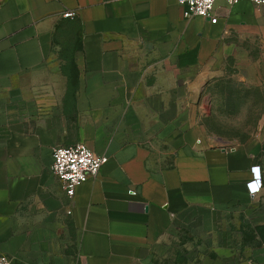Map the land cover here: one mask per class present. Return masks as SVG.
Instances as JSON below:
<instances>
[{
  "label": "crops",
  "instance_id": "1",
  "mask_svg": "<svg viewBox=\"0 0 264 264\" xmlns=\"http://www.w3.org/2000/svg\"><path fill=\"white\" fill-rule=\"evenodd\" d=\"M215 14L188 19L179 0H0V254L148 264L177 227L264 200L261 147L213 140L196 111L212 69L264 54V12L216 0ZM79 142L109 159L70 197L54 149Z\"/></svg>",
  "mask_w": 264,
  "mask_h": 264
},
{
  "label": "rangeland",
  "instance_id": "2",
  "mask_svg": "<svg viewBox=\"0 0 264 264\" xmlns=\"http://www.w3.org/2000/svg\"><path fill=\"white\" fill-rule=\"evenodd\" d=\"M229 57L211 70L196 104L208 135L229 147L258 145L264 158V54ZM179 226L153 252L148 264H202L208 257L264 264V200L201 217Z\"/></svg>",
  "mask_w": 264,
  "mask_h": 264
},
{
  "label": "built area",
  "instance_id": "3",
  "mask_svg": "<svg viewBox=\"0 0 264 264\" xmlns=\"http://www.w3.org/2000/svg\"><path fill=\"white\" fill-rule=\"evenodd\" d=\"M184 7V16L188 19L195 16L210 18L217 22L216 0H179ZM246 0H227L231 4ZM251 1L258 9L264 12V0ZM74 11H66V17H75ZM108 157L98 155L85 142L70 146H56L54 149L53 174L64 184L67 194L74 197L77 187L90 179L97 178L102 167L108 162ZM254 179L249 183L250 191L255 194L262 190L263 179L260 166L253 168ZM135 194V191H132ZM0 264H13L7 254H0Z\"/></svg>",
  "mask_w": 264,
  "mask_h": 264
}]
</instances>
